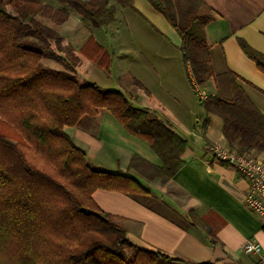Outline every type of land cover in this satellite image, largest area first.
I'll list each match as a JSON object with an SVG mask.
<instances>
[{
  "label": "trees",
  "instance_id": "obj_1",
  "mask_svg": "<svg viewBox=\"0 0 264 264\" xmlns=\"http://www.w3.org/2000/svg\"><path fill=\"white\" fill-rule=\"evenodd\" d=\"M114 1L132 6L131 0ZM148 1L181 37L191 88L196 92V85L213 83L207 99L198 100L203 113L195 129L205 135L211 115H217L231 147L264 154V114L236 74L214 72L206 30L212 9L204 11L202 0ZM56 2L0 0V264H195L136 246L120 218L95 201L98 189L143 195L150 190L128 174L90 164L68 131L83 116L95 117L102 108L111 111L161 158L156 175L163 182L185 165L190 139L123 92L80 79L55 51L71 71L44 63L43 49L34 41L48 44L53 38L44 19L60 25L72 10L96 27L115 21L111 0ZM239 40L264 73V54ZM78 54L109 70L114 52L90 35Z\"/></svg>",
  "mask_w": 264,
  "mask_h": 264
},
{
  "label": "crops",
  "instance_id": "obj_2",
  "mask_svg": "<svg viewBox=\"0 0 264 264\" xmlns=\"http://www.w3.org/2000/svg\"><path fill=\"white\" fill-rule=\"evenodd\" d=\"M202 1L204 11L212 9L213 20L206 30L214 72L229 70L236 74L264 114V73L246 55L239 40L264 54V0ZM131 4L127 7L181 46L178 32L148 0H131ZM210 87L213 90L212 82ZM148 89L149 96L141 98L133 93L130 99L138 103L134 105L148 108L153 116L163 118L160 112L171 114L169 122L174 130L178 126L182 134L178 133L190 139L184 155L186 163L171 180L163 182L156 175L163 162L149 143L130 134L111 111L102 108L95 117L83 116L76 126L68 128L69 133L87 152L94 168L128 174L142 182L150 193L98 189L93 194L95 201L104 211L120 218L127 229V238L142 249L195 264H257L264 254V226L246 206L249 183L234 167L217 160L211 152L215 141L233 148L224 137L221 118L211 115L204 135L195 129L196 124L200 125V113L190 108L186 111L188 118L171 113L170 105ZM162 89L166 95H180L179 89L172 90L166 85ZM182 102L179 99V108ZM251 154L264 158L263 153ZM248 240L261 244V254L244 251L243 245Z\"/></svg>",
  "mask_w": 264,
  "mask_h": 264
},
{
  "label": "rangeland",
  "instance_id": "obj_3",
  "mask_svg": "<svg viewBox=\"0 0 264 264\" xmlns=\"http://www.w3.org/2000/svg\"><path fill=\"white\" fill-rule=\"evenodd\" d=\"M46 1L54 6L59 5L56 0ZM110 4L116 5L115 21L106 26L96 27L72 10L67 20L60 25L44 19V22L54 31L53 38L48 44L34 38V41L43 49L44 63L56 69L71 71L62 58L53 53L55 51L69 60L68 63L80 79L95 82L103 88L121 91L129 99L133 93L140 95L141 98L150 94L148 91L150 87L159 99L170 105L168 108L171 113L177 112L188 118L186 111L190 108L202 114L199 99L188 82V70L180 47L160 34L156 27L141 18L131 8L122 4L117 7L118 3L114 0H111ZM90 35H94L108 50L114 52L109 70L101 68L78 54L80 47ZM151 67L158 69L154 70ZM142 82H147L148 88ZM160 82L164 84L161 85ZM164 85L172 90H180V95L175 94L178 100L175 96H169L163 92ZM198 88L207 94L212 90L210 85ZM179 99L183 101L182 108L178 107ZM160 114L165 120L170 121L169 112H160ZM175 129L181 133L178 126H175ZM195 145H199L198 141Z\"/></svg>",
  "mask_w": 264,
  "mask_h": 264
},
{
  "label": "built area",
  "instance_id": "obj_4",
  "mask_svg": "<svg viewBox=\"0 0 264 264\" xmlns=\"http://www.w3.org/2000/svg\"><path fill=\"white\" fill-rule=\"evenodd\" d=\"M196 97L205 100L208 94L196 87ZM214 157L234 167L249 183L246 196V206L256 215L264 226V158L251 153L240 152L235 148L226 147L220 141H215L211 146ZM243 249L246 253L261 254L262 246L259 242L248 240ZM257 264H264V254H261Z\"/></svg>",
  "mask_w": 264,
  "mask_h": 264
}]
</instances>
